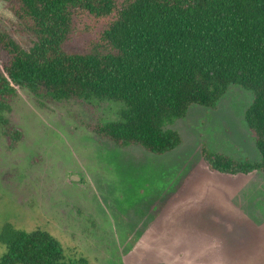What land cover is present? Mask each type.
<instances>
[{
	"label": "rangeland",
	"instance_id": "rangeland-1",
	"mask_svg": "<svg viewBox=\"0 0 264 264\" xmlns=\"http://www.w3.org/2000/svg\"><path fill=\"white\" fill-rule=\"evenodd\" d=\"M0 31L30 43L3 0ZM252 98L230 85L213 108L188 106L167 125L181 142L152 154L89 132L80 103L41 105L17 89L2 114L22 138L0 133V234L46 232L86 264H264V173L211 171L200 155L259 162L243 118ZM121 106L104 101L94 114L116 120Z\"/></svg>",
	"mask_w": 264,
	"mask_h": 264
},
{
	"label": "trees",
	"instance_id": "trees-1",
	"mask_svg": "<svg viewBox=\"0 0 264 264\" xmlns=\"http://www.w3.org/2000/svg\"><path fill=\"white\" fill-rule=\"evenodd\" d=\"M24 36L0 31V133L22 131L3 117L17 89L41 105L77 102L89 132L119 148L164 154L181 142L168 128L190 105L213 108L230 85L252 93L244 122L259 162L200 151L211 171L264 173V0H3ZM120 103L101 121V102ZM0 264H86L46 232L5 227Z\"/></svg>",
	"mask_w": 264,
	"mask_h": 264
},
{
	"label": "water",
	"instance_id": "water-1",
	"mask_svg": "<svg viewBox=\"0 0 264 264\" xmlns=\"http://www.w3.org/2000/svg\"><path fill=\"white\" fill-rule=\"evenodd\" d=\"M78 177H74L73 179H77Z\"/></svg>",
	"mask_w": 264,
	"mask_h": 264
}]
</instances>
